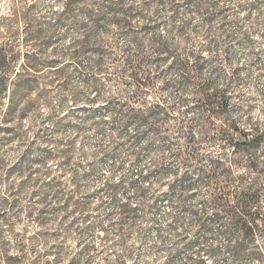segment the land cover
Here are the masks:
<instances>
[{
  "label": "rangeland",
  "instance_id": "374dc122",
  "mask_svg": "<svg viewBox=\"0 0 264 264\" xmlns=\"http://www.w3.org/2000/svg\"><path fill=\"white\" fill-rule=\"evenodd\" d=\"M136 1L126 0L128 5ZM62 5L63 0H0V45L13 41L17 51H35L42 63L55 61L71 37L77 35V22H70L64 29L68 37L56 42L57 55L51 47L43 48L42 42L26 45L23 17L30 15L33 29L42 26L46 30V23L56 20ZM175 5L173 12L160 8L161 19L176 33L184 30L182 47L202 60L204 78L228 91L231 105L225 124L202 119L204 112L196 106V85L163 87L167 81L181 82L182 72L164 75L158 85L140 92L128 76L119 79L101 75V84L95 88L93 62L97 55L90 52L81 59L80 70L69 67L62 77L57 73L45 77V81H53L52 86L25 123L26 142L9 151V160H14L28 143L36 141L42 147L40 136L48 141L44 147L49 149L54 147L53 139L61 140L63 146L73 142L71 160L64 166L68 171L76 170L77 176L68 175L64 182L68 192L74 191L76 184V200L85 202L87 208L77 211L73 204L50 203L48 209L53 218L42 229L49 244L66 243V264L76 259V264H264V232L258 231L255 241L246 248L260 252L259 258L234 254L232 246L244 235L230 216H221L212 204L216 196L240 197L259 177L250 168V157L223 140L218 129L236 124L250 138L264 133V0H176ZM107 29L100 33L99 40L106 45L104 62L111 74L125 67L127 57L138 53L130 36L114 26ZM147 56L150 60L142 62L141 71L153 70L157 74L159 64L154 54L149 52ZM195 63L194 59L192 72ZM136 93L141 101L148 99L150 105L159 103L171 109L172 116L160 131L161 137L170 136L168 140L134 124L126 125L121 109L126 104L138 107L139 98L129 100ZM109 97L117 100L114 115L107 112ZM92 99H96L101 111L88 119L85 109ZM184 100H188V107L182 106ZM180 110L183 112L179 117ZM182 125L190 127L198 142L199 160L188 166L176 157L189 140L185 130L179 131ZM203 128L207 129L205 135ZM263 154L261 147L257 155L263 158ZM214 160L224 168L218 170L213 184L200 175L201 171L212 169ZM163 165L170 174L188 172L195 189L172 192L167 185L151 188L149 185L157 177L154 171ZM170 174L167 179L173 181ZM229 177L232 184L227 188ZM240 177H245L247 183L240 184ZM134 183L145 193L138 192ZM107 184L118 187V191L107 190ZM260 184V202L251 211L260 214L264 223V180ZM30 204V197H24L23 211ZM24 224L26 220L16 231L22 232ZM30 225L32 233L39 230L36 224ZM228 230L234 234L228 235Z\"/></svg>",
  "mask_w": 264,
  "mask_h": 264
},
{
  "label": "trees",
  "instance_id": "16d2710c",
  "mask_svg": "<svg viewBox=\"0 0 264 264\" xmlns=\"http://www.w3.org/2000/svg\"><path fill=\"white\" fill-rule=\"evenodd\" d=\"M175 1L137 0L136 3L128 5L126 0H63L62 10L54 22L46 23V30L42 26L33 29L32 18L25 14L23 19L26 26V45L42 42L43 48L51 47L57 55L56 42H62L68 37L64 29L70 22H77V35L71 37L63 54L47 64L40 62L35 51H17L13 41L0 45V185L3 184L0 189V209L3 212L0 215V264H66V243L56 241L49 244L48 236L42 231L53 218L48 206L50 203L64 206L73 204L77 211L87 208L85 202L76 200L79 190L76 184L74 191L68 192L64 182L68 175L77 176L76 170L68 171L64 166L71 160L74 146L72 141L63 146L61 140L53 139L51 143L54 147L49 149L44 147L48 141L40 136L42 147L34 141L28 143L27 149L19 158L9 160L8 157L13 147H20L26 142L25 123L31 119L32 112L37 111L41 98L49 93L53 82L45 81L49 74L57 73L58 77H62L69 67L80 70L81 59L90 52L97 55L93 62L95 88L101 84V75H108V78L115 75L119 79L128 76L140 92L144 88L150 89L158 85L164 75L182 72L181 82L167 81L162 84L163 87L196 85L199 96L196 106L201 107L204 112L202 119L207 123L220 120L225 124L231 105L228 91L216 86L212 79L204 78L202 60L182 47L180 39L185 35L184 30L176 33L172 26L164 24L161 19L160 8H168L173 12L176 8ZM77 15L81 16L80 20L76 18ZM111 26L130 36L138 55L127 57L125 67L110 74L104 62L106 45L99 40V35ZM188 40L190 39H185ZM149 52L154 54V60L159 64L156 67L157 74L153 70L141 71L142 62L150 60L147 56ZM194 59L196 65L195 71L192 72L191 64ZM165 65L166 68L162 69ZM137 98L140 99L138 93L132 95L129 100ZM141 100L138 101V107L126 104V107L121 109V114L126 118V125L134 124L139 129L154 133L160 139V131L172 116V111L159 103L150 105L148 99ZM116 101L115 97H109L108 114L114 115L118 110ZM95 102L96 99H92L89 107L85 109L88 119L94 118L101 111ZM181 104L188 107V100L182 101ZM182 112L183 110H180L177 116L180 117ZM228 126L226 129L220 126V137L229 142L235 150L250 157V168L259 177L240 197L216 196L212 204L220 210L221 216H230L234 226L244 235L242 241L232 246V252L259 258L260 252L248 251L246 248L250 241H255L258 231L264 232L260 214L251 211V208L260 202V181L264 180V154L263 158L257 155L258 150L264 147V133L250 138V135L241 131L236 124ZM181 130L186 131L189 140L187 147L176 153V157L183 161L184 166H188L199 160L198 142L192 136L190 127L182 125L179 131ZM202 133L205 135L207 129L203 128ZM162 138L168 140L170 136L167 134ZM223 168L220 161L214 160L212 169L208 172L201 171L200 177L214 184L217 181L216 173ZM224 170L230 173L228 169ZM154 174L157 177L156 181L149 185L151 188L167 185L172 192L178 189L190 192L196 186L188 172L170 174L164 165L155 170ZM169 174L173 181L167 179ZM230 177L226 181L227 188L232 184ZM238 181L242 185L247 183L245 177H240ZM134 186L138 192L145 193L136 183ZM106 188L112 193L118 191V187L110 184H107ZM219 188L225 190V187ZM27 196L30 197L31 204L23 211L22 199ZM164 196L167 197V194ZM123 208L128 210L126 205ZM217 216L221 217L219 214ZM25 220L26 225L24 224L22 232H17V227ZM32 223L39 227V230L33 233L30 231ZM61 232L67 234L65 229ZM227 234L232 236L234 232L228 230ZM77 261H70L69 264H76Z\"/></svg>",
  "mask_w": 264,
  "mask_h": 264
}]
</instances>
